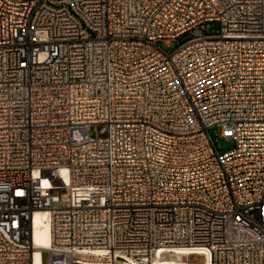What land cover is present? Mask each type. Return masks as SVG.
Returning <instances> with one entry per match:
<instances>
[{
	"label": "built area",
	"instance_id": "built-area-1",
	"mask_svg": "<svg viewBox=\"0 0 264 264\" xmlns=\"http://www.w3.org/2000/svg\"><path fill=\"white\" fill-rule=\"evenodd\" d=\"M178 250L264 264V0H0V264Z\"/></svg>",
	"mask_w": 264,
	"mask_h": 264
},
{
	"label": "bare ground",
	"instance_id": "bare-ground-1",
	"mask_svg": "<svg viewBox=\"0 0 264 264\" xmlns=\"http://www.w3.org/2000/svg\"><path fill=\"white\" fill-rule=\"evenodd\" d=\"M35 239L36 243L41 247H49L51 243L50 228L45 220L43 213L38 212L35 216ZM38 260L41 256V251H36ZM155 264H192L189 262L186 253L178 250L170 254L166 258H158L154 261ZM210 264V263H209Z\"/></svg>",
	"mask_w": 264,
	"mask_h": 264
},
{
	"label": "rangeland",
	"instance_id": "rangeland-1",
	"mask_svg": "<svg viewBox=\"0 0 264 264\" xmlns=\"http://www.w3.org/2000/svg\"><path fill=\"white\" fill-rule=\"evenodd\" d=\"M220 33V24L219 22H212L209 27L206 29V34L214 36L218 35ZM193 35L191 33H187L185 35H182L177 41L174 43V46L170 50V52H173L176 48H178L179 45L186 43L189 41ZM212 134L217 138V146L221 151H227L229 149H232L235 146V142L232 139H226L225 137L221 136L220 132L221 129L218 127H214L212 129ZM49 260V253L43 252L42 253V262L43 264H47ZM189 262L192 264H205L204 257L199 255H191L189 257Z\"/></svg>",
	"mask_w": 264,
	"mask_h": 264
}]
</instances>
